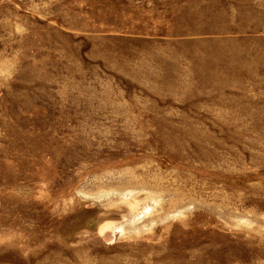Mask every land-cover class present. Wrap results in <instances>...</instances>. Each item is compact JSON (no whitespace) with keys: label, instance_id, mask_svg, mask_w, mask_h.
Here are the masks:
<instances>
[{"label":"rangeland","instance_id":"obj_1","mask_svg":"<svg viewBox=\"0 0 264 264\" xmlns=\"http://www.w3.org/2000/svg\"><path fill=\"white\" fill-rule=\"evenodd\" d=\"M0 264H264V0H0Z\"/></svg>","mask_w":264,"mask_h":264}]
</instances>
